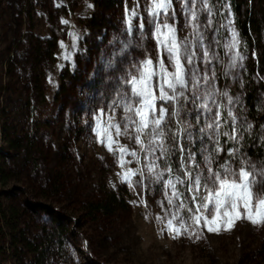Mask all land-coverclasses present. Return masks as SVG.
<instances>
[{
	"label": "rangeland",
	"instance_id": "1",
	"mask_svg": "<svg viewBox=\"0 0 264 264\" xmlns=\"http://www.w3.org/2000/svg\"><path fill=\"white\" fill-rule=\"evenodd\" d=\"M150 2L151 0H0V150L4 147L1 127L4 124L18 127L19 119L23 120L18 108L10 104L8 99L19 97L23 100L27 92L24 86L26 83L8 74L6 61L30 24L33 32L39 36L56 34L58 37L57 60L47 72L41 73V78L47 83V100L41 108L46 127L41 141L48 146L52 154L48 168L59 164L66 185L67 199L63 212L68 217L70 229L66 241V264H264V227L254 226L245 219L236 221L229 231L221 228L219 232L211 233L201 221L194 232L181 231V235L173 238L175 232L167 228V220L177 211L187 218L193 214L188 209L195 210L196 207L193 202V205H190L191 194H185L186 186L178 185L179 191L185 194L183 199L187 204L184 209H179V200H176L174 205L167 203L162 185L152 184L145 190L144 185L130 188L121 183L119 174L126 168L120 166L118 155L114 156L109 152L106 145L98 141L93 131V113L100 115L105 101L111 103L117 98L116 93L122 90L124 77L134 71L132 64L149 56L154 58L155 63L158 54L155 40L151 38L150 33L142 41L137 38L132 40L127 48L124 47L131 39L125 33L126 9L129 14L132 10H138L142 15H146L145 9ZM208 3L213 9L212 16L208 17L207 13L202 12L200 19L204 23L209 18L212 19V27L207 36L212 39L215 34L218 40V44L214 46L218 59L210 66V74L215 77L217 100L227 105V98L220 94L226 91L234 99L230 88L237 83L242 71L239 66L231 69L228 67L230 53L226 47L231 42L232 28L237 33L238 30L229 0H221L222 18L219 21L215 17L213 1L208 0ZM255 3V0L250 1V5L254 6ZM63 4H68L71 9L66 14L60 13ZM242 5L243 11L244 2ZM173 8L177 12V35L182 38L191 32V29L185 26L186 20L181 10L182 0H173ZM28 13L31 20H28ZM94 13L97 16L93 25L80 22ZM229 20L232 24L224 27ZM58 26L59 29L54 32L53 27ZM65 26L66 35L63 33ZM238 39V50L242 55L239 33ZM68 52L72 54L71 61L63 59ZM163 58L166 67L172 71L167 56ZM61 64L67 65L71 71L76 69V77L70 84L67 96L62 93L55 100L53 95L60 84ZM203 67L201 64V68ZM219 73L227 82L224 83L220 79ZM17 89L22 91L21 95ZM225 110L228 111L227 107ZM109 115L111 113L106 111L101 116L102 122L106 121ZM123 115V110L117 109L114 122H119ZM221 117V151L214 154V169L225 163L221 156L224 148L222 138L228 131L226 125L231 124V118L228 115L224 118L222 110ZM225 120L227 123H223ZM172 124L175 126L174 120ZM110 131L112 138L118 139L120 144L127 145L130 150L139 151V146L130 142L126 136L116 137L115 130ZM115 147L116 145H113V148ZM194 151H200L199 143ZM125 160L131 161L132 158L125 157ZM172 161L176 162L178 168V150L170 163ZM197 161L201 166L204 165L203 157L199 154ZM142 164L143 153L140 164L132 162L126 167L137 169ZM229 164L234 171L239 172L240 168L234 163ZM138 179L139 176L133 177L134 182ZM21 186L22 183L13 181L4 186L0 185V191L14 193ZM111 190L117 192L124 201V205L118 204L120 207L116 208L113 216L100 217L93 221L87 217L85 211L80 210L86 201L105 198ZM17 195L21 197V194ZM203 195L205 193L201 189L200 196ZM0 200L6 204L4 196H1ZM218 223H226V220ZM174 227H178V222L174 221ZM15 263V258L10 257L8 253H0V264Z\"/></svg>",
	"mask_w": 264,
	"mask_h": 264
},
{
	"label": "snow or ice",
	"instance_id": "2",
	"mask_svg": "<svg viewBox=\"0 0 264 264\" xmlns=\"http://www.w3.org/2000/svg\"><path fill=\"white\" fill-rule=\"evenodd\" d=\"M181 10L186 20L185 26L191 29L182 38L177 35V12L173 8V0H151L145 9L146 15L138 10H132L129 14L126 9L125 33L131 39L124 47L127 48L137 38L142 41L150 33L158 55L155 63L154 58L149 56L132 64L134 71L124 77L122 90L116 93L117 98L111 103L105 101L100 115L93 113V131L109 152L118 155L120 166L126 168L119 174L121 183L130 188L144 185L145 190L152 184L162 185L167 203L174 205L179 200V209H184L187 204L183 199L185 194L179 191L178 185L186 186V192L191 194L196 207L195 210L188 209L193 214L187 218L177 211L167 220V228L175 232L173 238L181 235V231L194 232L201 221L209 233L219 232L221 228L229 231L241 219L264 227V171L246 162L239 172L234 171L227 162L218 168L213 167L214 154L221 151V109L227 107V115L231 118V134L224 135L237 140L239 131L238 116L233 112L238 99L234 100L225 91L220 95L227 98V105L220 103L214 88V74H210V66L218 59L214 47L218 40L215 34L212 39L207 36L212 19L204 23L200 15L205 12L211 17L213 9L208 0H182ZM231 24L229 20L224 27ZM239 43L238 33L232 28L231 42L226 45L230 53V69L243 67L244 57L238 50ZM60 46L63 48V43ZM165 55L172 71L165 65ZM63 59L71 61V52L66 53ZM59 67L63 69L64 65ZM117 109H122L124 115L119 122H114ZM106 111L111 115L102 122L101 116ZM89 127L92 128V125L89 124ZM112 129L116 137L126 136L130 142L138 145L139 151L130 150L118 139H113ZM197 143L200 145L199 152L194 151ZM113 145L116 147L113 148ZM177 150L179 166L174 169L170 160ZM141 153L142 166L127 168L129 163H141ZM198 154L203 157V166L197 161ZM129 156L132 160H125ZM136 176L139 179L134 182L133 177ZM201 189L205 193L203 196H200ZM222 220H226V223H218ZM174 221L178 222V227H174Z\"/></svg>",
	"mask_w": 264,
	"mask_h": 264
},
{
	"label": "trees",
	"instance_id": "3",
	"mask_svg": "<svg viewBox=\"0 0 264 264\" xmlns=\"http://www.w3.org/2000/svg\"><path fill=\"white\" fill-rule=\"evenodd\" d=\"M212 1L219 21L222 18L221 0ZM250 1L229 0L244 59L240 78L230 88L234 99L239 101L233 109L238 116L237 140L224 136L221 156L223 162L234 163L238 168L251 162L258 170L264 171V0H255L254 6ZM243 2L245 8L242 11ZM60 9L61 14L71 10L68 4L61 5ZM27 16L31 20L29 13ZM96 16L94 13L80 22L93 25ZM57 29L59 26L53 27L54 32ZM63 33L66 35L67 26ZM57 38L56 34L39 36L29 24L24 37L6 61L8 74L25 82L27 88L23 100L19 97L8 99L18 108L23 120L19 119L18 127L5 124L1 127L4 147L0 150V185L13 181L23 184L14 193L0 191V197L7 200L6 204L0 200V253L15 258V264H66L68 258L66 241L70 229L68 217L63 212L66 185L59 164L48 168L52 154L41 141L46 127L41 108L47 100V83L41 73L47 72L57 60ZM75 77L76 69L71 71L67 65L60 68V84L53 99H58L62 93L67 96ZM219 77L227 82L221 73ZM17 90L21 95L22 91ZM221 110L225 118L227 111L225 108ZM226 127L227 133L231 134V124ZM172 164L174 169L177 168L175 161ZM118 204L124 205V201L111 190L105 198L86 201L80 210L97 221L100 217L113 216L120 207ZM190 205H193L191 200Z\"/></svg>",
	"mask_w": 264,
	"mask_h": 264
}]
</instances>
